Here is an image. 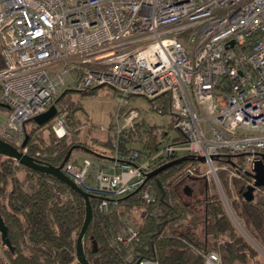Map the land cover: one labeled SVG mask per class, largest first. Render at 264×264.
Masks as SVG:
<instances>
[{
    "label": "built area",
    "instance_id": "built-area-1",
    "mask_svg": "<svg viewBox=\"0 0 264 264\" xmlns=\"http://www.w3.org/2000/svg\"><path fill=\"white\" fill-rule=\"evenodd\" d=\"M0 46V103L8 106L0 107L6 116L0 137L17 147L24 123L51 105L55 132H66L56 98L69 85L112 89L125 127L142 118L124 109L127 96H168L183 140L160 138L152 154L132 148L123 156L116 139L107 169L88 156L63 164L68 178L100 197L101 210L134 189L144 202L154 201L142 186L159 156H203L220 185L216 156L240 155L239 171L230 172L237 176L264 155V0H0ZM113 129L118 137L123 127ZM135 236L127 226L117 239L125 244ZM203 258L222 264L215 250Z\"/></svg>",
    "mask_w": 264,
    "mask_h": 264
},
{
    "label": "trees",
    "instance_id": "trees-1",
    "mask_svg": "<svg viewBox=\"0 0 264 264\" xmlns=\"http://www.w3.org/2000/svg\"><path fill=\"white\" fill-rule=\"evenodd\" d=\"M3 66L0 46V69ZM98 88L64 89L57 96L56 103L69 90L92 94ZM148 101L153 110L169 114L166 94ZM74 108L78 110L81 105ZM52 121L53 118L38 125L30 118L23 126L24 136H27L25 153L41 164L58 166L71 148L68 161L74 150L86 152L94 161L100 157L112 159L116 139L123 156L132 148L140 155L152 154L159 148L160 138L183 140L180 133L170 138L166 128L149 125L140 118L121 129L118 137L108 135L101 141L100 145L106 147L103 150L88 143H71L66 132L62 135L55 132ZM27 123L33 124L30 130L26 129ZM45 127L52 129L44 138L41 130ZM169 127L173 128L172 120ZM131 144L139 147H130ZM80 145L88 150L81 149ZM106 152L109 156L105 155ZM214 160L226 166L220 170L217 168V174L235 217L255 238L262 239L264 199L257 195L264 188L255 189L251 200L245 199L243 191L253 182L248 170L229 177L231 171H239L242 157L223 152ZM198 162L202 161L190 153L157 157L150 167L149 172L153 173L146 177L142 186L155 194L150 203L144 202L139 189H134L116 199V205L109 200L107 208L101 210L98 208L100 197L91 195L92 218L82 238L88 262L132 264L139 258H153L160 264H204L203 254L215 250L222 264H264L258 251L237 231L212 183L210 187L203 182L196 195H187L180 189L185 179L204 176ZM188 168L193 169L194 174H189ZM135 209L143 210L142 218L128 221ZM0 215L12 245L9 249L0 240V264H80L76 259L75 243L84 220L85 202L81 195L54 176L0 154ZM127 226L135 229L136 236L123 244L117 236ZM92 241H95L96 250H93Z\"/></svg>",
    "mask_w": 264,
    "mask_h": 264
},
{
    "label": "rangeland",
    "instance_id": "rangeland-1",
    "mask_svg": "<svg viewBox=\"0 0 264 264\" xmlns=\"http://www.w3.org/2000/svg\"><path fill=\"white\" fill-rule=\"evenodd\" d=\"M61 65L56 66V69L59 68ZM62 67V66H61ZM60 67V68H61ZM65 89H74L71 85L67 86ZM117 93L114 92L112 89L108 87H99L94 93L87 94L82 93L77 90H69L65 94H63L58 102L57 105L61 109H65L62 112H65L64 117V126L66 130V135L68 140L71 143L78 144V143H88L97 149L106 150V147L100 145L101 141H104L108 135H114V125H118L120 128H124L127 123L123 118L122 113L119 115V118H116V112L118 107V102L116 100ZM127 103L124 104V109L127 111L128 109H135L140 113V116L145 120V122L149 125H156L162 126L168 130V136L173 138L176 136L177 131L169 127L171 123V115L170 114H161L151 108L150 102L147 98L139 95L135 96H127L126 97ZM80 104L81 108L75 110V106ZM72 109H74L72 111ZM6 112V110H3ZM69 113L72 115L69 116ZM68 116V117H67ZM6 116L0 112V131L2 128V124L5 122ZM33 126L32 123H27L26 129L30 130ZM105 127V130H102L100 127ZM52 127L54 129V121H52ZM51 128H44L41 130L42 136L45 138L47 135H50ZM39 132V133H41ZM36 136V133H35ZM1 138V137H0ZM95 139L100 140V142L96 141ZM130 147H139L138 144H131ZM26 151V149H25ZM74 150L73 152H75ZM80 154H86V152L82 150H78ZM109 152H106L105 155H108ZM88 156V155H85ZM109 156V155H108ZM90 157V156H88ZM74 158V157H71ZM104 163L107 169V165L110 162L108 159L100 157L98 158V163ZM201 167V171H204V176H200L197 179H185L180 184V189L185 192V194L189 195H196L199 194L201 191V187L203 182H206L211 187V183L214 185V189L220 195L223 204L231 218L234 226L236 227L237 231L247 239V241L258 251L262 260L264 261V245L261 238H255L250 232H248L243 222L240 219H237L231 210L230 207V200L226 197L224 190L222 188L220 178L219 184H217L215 177L212 173H208V167L205 162H198ZM219 170L224 169L222 163H215L214 164ZM217 171V170H216ZM229 173V177H230ZM218 176V174H217ZM233 176V175H232ZM210 191H213L210 189ZM257 192V191H256ZM222 194V195H221ZM256 194V193H255ZM257 197H262L264 199V191L261 190ZM143 210L142 209H135L133 212L130 213V217L128 221H139L142 218ZM1 240V239H0Z\"/></svg>",
    "mask_w": 264,
    "mask_h": 264
},
{
    "label": "water",
    "instance_id": "water-1",
    "mask_svg": "<svg viewBox=\"0 0 264 264\" xmlns=\"http://www.w3.org/2000/svg\"><path fill=\"white\" fill-rule=\"evenodd\" d=\"M0 107L8 108L7 105L0 103ZM57 112V108L55 105H51L46 111L35 115L32 117V120L38 124L42 125L52 119ZM27 136H24L20 147H17L3 139L0 138V154L5 155L8 157H12L17 160L18 163L30 167L32 169L41 171L43 173L49 174L54 176L61 182H63L67 187L78 193L82 196L85 202V215L82 226L76 238L75 243V251H76V259L80 264H90L86 258L84 253L83 245H82V238L85 234L87 227L92 218V207L90 204V196L88 193L84 192L79 186H77L70 178H68L62 171L63 164L68 160L71 149L68 150L66 156L64 157L63 161L58 165H51V164H41L37 162V160L32 157L31 155L25 153L23 149L26 144ZM80 148L83 150H88L85 146L80 145ZM94 155H97L95 151L89 150ZM199 161H204L203 156H196ZM262 159H264V155H262ZM262 159H258L254 162L252 169L248 171L249 176L253 179V182L249 184L246 189L243 191V196L247 200H251L253 198V191L256 187H263L264 188V164ZM153 171L147 173L146 177L152 174ZM136 191L138 189H135ZM264 237V232H263ZM0 239L3 244H5L9 249H12V245L10 240L7 237V226L5 225L1 215H0ZM93 250H96L95 241H92Z\"/></svg>",
    "mask_w": 264,
    "mask_h": 264
},
{
    "label": "crops",
    "instance_id": "crops-1",
    "mask_svg": "<svg viewBox=\"0 0 264 264\" xmlns=\"http://www.w3.org/2000/svg\"><path fill=\"white\" fill-rule=\"evenodd\" d=\"M76 151H78V150H76ZM73 152L72 153V157H74L75 159H77V160H79V159H81L83 156H85V155H87V154H80L79 152ZM106 159H108L109 161H111V159H109V158H106ZM101 162V161H100ZM110 163V162H109ZM109 163H108V165H109ZM100 164H102L103 166H106L104 163H100ZM108 165H107V167H108ZM1 244H0V252H1Z\"/></svg>",
    "mask_w": 264,
    "mask_h": 264
},
{
    "label": "flooded vegetation",
    "instance_id": "flooded-vegetation-1",
    "mask_svg": "<svg viewBox=\"0 0 264 264\" xmlns=\"http://www.w3.org/2000/svg\"><path fill=\"white\" fill-rule=\"evenodd\" d=\"M255 189H257V190H261L262 189V187H256ZM254 189V190H255ZM262 241H263V243H264V237H262V239H261Z\"/></svg>",
    "mask_w": 264,
    "mask_h": 264
}]
</instances>
